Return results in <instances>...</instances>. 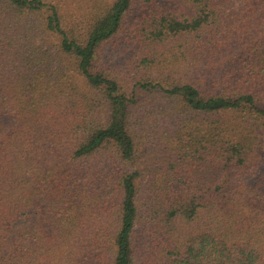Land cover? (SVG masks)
I'll return each instance as SVG.
<instances>
[{
    "label": "trees",
    "instance_id": "16d2710c",
    "mask_svg": "<svg viewBox=\"0 0 264 264\" xmlns=\"http://www.w3.org/2000/svg\"><path fill=\"white\" fill-rule=\"evenodd\" d=\"M0 264H264V0H0Z\"/></svg>",
    "mask_w": 264,
    "mask_h": 264
}]
</instances>
